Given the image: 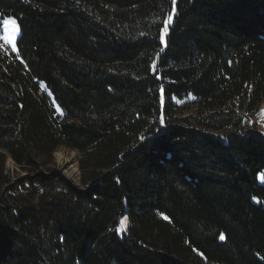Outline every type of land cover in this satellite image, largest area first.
Returning <instances> with one entry per match:
<instances>
[{
    "label": "trees",
    "instance_id": "obj_1",
    "mask_svg": "<svg viewBox=\"0 0 264 264\" xmlns=\"http://www.w3.org/2000/svg\"><path fill=\"white\" fill-rule=\"evenodd\" d=\"M8 19L0 264H264V0H0ZM62 146L80 186L43 173Z\"/></svg>",
    "mask_w": 264,
    "mask_h": 264
},
{
    "label": "rangeland",
    "instance_id": "obj_2",
    "mask_svg": "<svg viewBox=\"0 0 264 264\" xmlns=\"http://www.w3.org/2000/svg\"><path fill=\"white\" fill-rule=\"evenodd\" d=\"M10 20V19H8ZM5 21H1V39L5 46L11 52H17L16 42L19 37V31H15L17 25L5 24ZM6 36L13 37L15 50L13 44L9 43L6 39ZM251 123L255 124L257 129L264 135V102L260 105L257 111H255L251 116ZM58 154H61L58 157ZM61 159V160H60ZM80 155L77 151L67 148L65 146L60 147L48 161H45L43 167V173L52 174L60 173L72 180L76 185H81V171L79 166ZM76 165V166H75ZM73 166L77 167L79 174L76 171H73ZM7 170L10 173L13 184H16L18 180L23 179L28 173L24 170H21L12 159L7 161ZM127 219H125V222Z\"/></svg>",
    "mask_w": 264,
    "mask_h": 264
},
{
    "label": "snow or ice",
    "instance_id": "obj_3",
    "mask_svg": "<svg viewBox=\"0 0 264 264\" xmlns=\"http://www.w3.org/2000/svg\"><path fill=\"white\" fill-rule=\"evenodd\" d=\"M171 2L174 4V3H175V0H171ZM173 11H174V9H173ZM172 15H173V13L170 12L169 15H168V17H167V19L163 22V28H162V30H161V32H162L163 34H166V33L169 31L168 25H169L170 22L172 21ZM5 24H12V25L15 26V25H16V21H15L14 19H13V20H6V21H5ZM14 30H15V31H19L18 26H16ZM161 38H162V37H161ZM4 39H6L9 43H12V44H13V48H14V50H15V44H14V39H13V37L6 36ZM260 179H261L262 182H264V174H261ZM120 224H121V228H123L124 221L121 220V221H120ZM220 239H221V240L224 239V236H223L222 234L220 235Z\"/></svg>",
    "mask_w": 264,
    "mask_h": 264
},
{
    "label": "bare ground",
    "instance_id": "obj_4",
    "mask_svg": "<svg viewBox=\"0 0 264 264\" xmlns=\"http://www.w3.org/2000/svg\"><path fill=\"white\" fill-rule=\"evenodd\" d=\"M61 154H58V157L60 156ZM61 160V159H60ZM76 166V165H75ZM75 166H73L72 168H73V171H76L78 174H79V172H78V169H77V167H75Z\"/></svg>",
    "mask_w": 264,
    "mask_h": 264
}]
</instances>
